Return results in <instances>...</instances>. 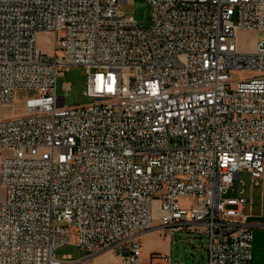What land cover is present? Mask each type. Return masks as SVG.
<instances>
[{
    "label": "built area",
    "instance_id": "obj_1",
    "mask_svg": "<svg viewBox=\"0 0 264 264\" xmlns=\"http://www.w3.org/2000/svg\"><path fill=\"white\" fill-rule=\"evenodd\" d=\"M131 1L0 0V109L32 94L0 117V264H170L142 250L154 229L205 234L207 264H252L264 0H144L147 28L118 9ZM239 31L261 33L252 51ZM71 66L92 102L56 95ZM64 244L85 255L57 261Z\"/></svg>",
    "mask_w": 264,
    "mask_h": 264
},
{
    "label": "rangeland",
    "instance_id": "obj_2",
    "mask_svg": "<svg viewBox=\"0 0 264 264\" xmlns=\"http://www.w3.org/2000/svg\"><path fill=\"white\" fill-rule=\"evenodd\" d=\"M118 9L124 16L133 17L142 27L147 28L150 24L148 6L144 0H132L127 4H120ZM239 48L244 51H252L256 40L261 37V33L254 31H239L237 34ZM53 33L41 32L36 35V47L46 55L54 54ZM238 75H245L244 73ZM237 77V75H235ZM68 84L69 89H63V85ZM86 73L81 66H71L67 70H60L56 78V95L64 96V105L66 107H75L88 104L93 101L92 98L85 96ZM32 94L27 91H18L16 93V103L11 112L10 109H0V117L10 113L19 114L22 112V103ZM239 180L247 183L248 175L245 171L238 176ZM1 190V188H0ZM231 196V192L223 197ZM146 237L141 236L142 250L144 254L157 253L170 255L171 264H207V238L205 234L196 232H174L171 240H168L162 230L154 229L147 232ZM85 252L72 244H64L56 247L54 257L59 262H75L80 260ZM107 260H109L107 258Z\"/></svg>",
    "mask_w": 264,
    "mask_h": 264
},
{
    "label": "crops",
    "instance_id": "obj_3",
    "mask_svg": "<svg viewBox=\"0 0 264 264\" xmlns=\"http://www.w3.org/2000/svg\"><path fill=\"white\" fill-rule=\"evenodd\" d=\"M247 222L252 226L254 234L252 264H264V177L261 186L254 188L252 191L251 213L247 218ZM147 235L148 233H145L142 237ZM167 239L171 240L168 237ZM157 255L164 256L166 254L157 253Z\"/></svg>",
    "mask_w": 264,
    "mask_h": 264
},
{
    "label": "trees",
    "instance_id": "obj_4",
    "mask_svg": "<svg viewBox=\"0 0 264 264\" xmlns=\"http://www.w3.org/2000/svg\"><path fill=\"white\" fill-rule=\"evenodd\" d=\"M253 239H254V234H253Z\"/></svg>",
    "mask_w": 264,
    "mask_h": 264
}]
</instances>
